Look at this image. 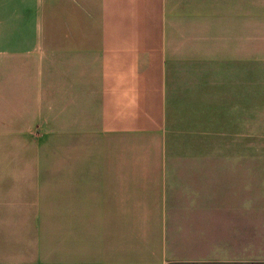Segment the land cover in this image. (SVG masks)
Masks as SVG:
<instances>
[{"label":"crops","instance_id":"crops-1","mask_svg":"<svg viewBox=\"0 0 264 264\" xmlns=\"http://www.w3.org/2000/svg\"><path fill=\"white\" fill-rule=\"evenodd\" d=\"M9 63L36 64L37 119L63 80L66 215L58 248L0 218V264H264V0H0Z\"/></svg>","mask_w":264,"mask_h":264},{"label":"rangeland","instance_id":"rangeland-1","mask_svg":"<svg viewBox=\"0 0 264 264\" xmlns=\"http://www.w3.org/2000/svg\"><path fill=\"white\" fill-rule=\"evenodd\" d=\"M35 66L9 63L7 73L0 75V218L60 223L50 230L58 248L63 247L66 215L63 80H56L55 94L45 95L52 100L46 106L49 115L37 119ZM248 151L250 166H264L263 74H250ZM76 190L80 205L81 189Z\"/></svg>","mask_w":264,"mask_h":264}]
</instances>
